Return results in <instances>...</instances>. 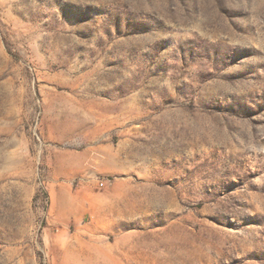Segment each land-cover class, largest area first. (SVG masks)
Here are the masks:
<instances>
[{"label":"rangeland","instance_id":"obj_1","mask_svg":"<svg viewBox=\"0 0 264 264\" xmlns=\"http://www.w3.org/2000/svg\"><path fill=\"white\" fill-rule=\"evenodd\" d=\"M0 264H264V0H0Z\"/></svg>","mask_w":264,"mask_h":264}]
</instances>
